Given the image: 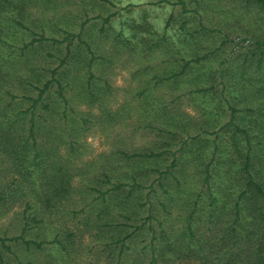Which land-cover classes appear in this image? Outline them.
I'll return each instance as SVG.
<instances>
[{
	"label": "rangeland",
	"instance_id": "rangeland-1",
	"mask_svg": "<svg viewBox=\"0 0 264 264\" xmlns=\"http://www.w3.org/2000/svg\"><path fill=\"white\" fill-rule=\"evenodd\" d=\"M184 1L0 0V264H198L181 255L187 240L213 251L205 204L192 214L197 234L159 249L190 203L184 185L152 169L174 160L172 175L183 165L195 178L191 161L205 158L229 105L241 108L238 125H264V60L254 67L264 9ZM45 81L32 159L18 111Z\"/></svg>",
	"mask_w": 264,
	"mask_h": 264
},
{
	"label": "trees",
	"instance_id": "trees-1",
	"mask_svg": "<svg viewBox=\"0 0 264 264\" xmlns=\"http://www.w3.org/2000/svg\"><path fill=\"white\" fill-rule=\"evenodd\" d=\"M165 1L170 2L171 0ZM253 1L259 3L262 10L264 9V0ZM17 2L12 6L20 7L21 4ZM175 2L183 5L185 1L175 0ZM17 12L21 11L17 10ZM14 22L21 26L20 21ZM38 38H42V35H39ZM247 41H253L257 45L261 44L257 38L254 40L248 38ZM66 45L68 44L66 43ZM262 53H264V48L255 58V68L263 67L261 61L264 60V55ZM199 57L197 56L193 60H197ZM262 72L259 73L261 77H263ZM47 83L48 81H45L42 87L37 88L36 96H27L30 103L18 111L20 114L28 112V116L25 115V124L28 125L27 137L32 139L30 143L32 159L38 154L33 136V127L36 125L34 107L41 93L47 88ZM229 109L230 118L228 121L224 125L218 126L211 139L207 138L210 144L204 153V155L206 154L205 158L201 161H191L190 175L195 178L184 177L185 168L182 167L183 165L175 168L179 171L178 176L172 175L174 171L171 170V167H175L174 160H171L163 169H152L158 170L157 176H163L165 179L174 178L176 183L184 185L187 189L188 204L190 203V210L183 219L185 225L180 231H177L178 233L174 235L172 241L165 240L159 249L165 248L173 251L178 236L188 235V239H190L197 234L192 214L197 208L202 207H198V204H205L206 210L212 217L211 220L207 219L209 217L205 218L212 225L207 227L209 233L203 242L206 243L210 238H213L214 240L208 246L215 247L213 251L208 250L201 253L195 249L190 251L188 249L189 240H187L184 246L185 253L181 252V255L188 256L194 253L198 264H209L208 260L211 259L214 262L211 264H264V125H238L232 118L234 113L241 108L229 105ZM219 131H224L225 135L224 132L218 133ZM162 152L164 150L150 151L146 155L155 157ZM132 179H134L133 176ZM159 185L162 187V192L167 194L166 198L170 200L172 193L167 188L168 186L160 182ZM120 186V183L112 184L113 188ZM161 232L163 233V231ZM16 237L21 238V234L10 238ZM119 242L121 248L123 246L122 237ZM152 246L151 244L153 251ZM215 248L219 252L216 253ZM212 252L214 255L208 258ZM154 260V256L150 257V261Z\"/></svg>",
	"mask_w": 264,
	"mask_h": 264
}]
</instances>
